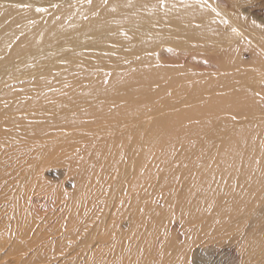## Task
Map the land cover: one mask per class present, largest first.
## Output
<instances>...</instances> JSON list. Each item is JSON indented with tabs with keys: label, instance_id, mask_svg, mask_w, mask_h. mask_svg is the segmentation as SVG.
I'll return each instance as SVG.
<instances>
[{
	"label": "bare ground",
	"instance_id": "bare-ground-1",
	"mask_svg": "<svg viewBox=\"0 0 264 264\" xmlns=\"http://www.w3.org/2000/svg\"><path fill=\"white\" fill-rule=\"evenodd\" d=\"M263 5L0 0V264H264Z\"/></svg>",
	"mask_w": 264,
	"mask_h": 264
},
{
	"label": "rangeland",
	"instance_id": "rangeland-1",
	"mask_svg": "<svg viewBox=\"0 0 264 264\" xmlns=\"http://www.w3.org/2000/svg\"><path fill=\"white\" fill-rule=\"evenodd\" d=\"M213 1H215V2H220V3L224 4V5H229V0H213ZM262 7H263V9H264V5H263ZM261 13H262V14H261ZM259 15L263 16V12L260 11V14H259ZM258 22H259V21H258ZM260 24H262V23H260ZM49 176H50V178H52V179H53V178H54V179L56 178V175H55L53 172H51V171L49 172ZM67 187L72 188V183H71V181H68V182H67ZM70 190L72 191V189H70ZM159 201H161V200H159ZM160 204H161V203H160ZM5 213H6V212H5ZM5 213H3V214H5ZM3 214H2V217H3V218H6V217H4ZM5 216H6V215H5ZM175 221H177V220H175ZM175 221H173L174 223L172 222V224H171V226H172V225L174 226V227L172 226V228H176L175 226H179V225H178L179 222L177 221V222H178V223H177V222H175ZM45 227H47V226H45ZM46 229H47V230H45L46 233H47V232H50V229H49V228H46ZM7 251H8V248H7V247H5V248H0V253L2 252L1 254H3V256L5 255V253H6ZM1 254H0V255H1ZM11 255H12V257L9 256L8 259H10V260L16 259V256H15V255H13V254H11ZM82 260H83V259H82ZM74 263H75V264H79V262L73 260V264H74ZM80 264H81V261H80Z\"/></svg>",
	"mask_w": 264,
	"mask_h": 264
},
{
	"label": "snow or ice",
	"instance_id": "snow-or-ice-1",
	"mask_svg": "<svg viewBox=\"0 0 264 264\" xmlns=\"http://www.w3.org/2000/svg\"><path fill=\"white\" fill-rule=\"evenodd\" d=\"M164 2H165V0H159V3H160L161 5H163ZM89 3H91V0H89ZM104 3H107V0H104ZM205 3H207V0H205ZM25 6H26V5H25ZM37 11H38V12H42V11H46V9H44V8H37ZM113 11H114V9H113ZM211 11H212L213 13H215L217 16L220 15V12H219V11L217 10V8H215V7H213V8L211 9ZM222 22H223L224 24H228V21H227V20H223ZM252 23H253V25H255L256 27H262V28H264V25L257 24L255 20H253ZM231 30H232L233 32H236V31H237L235 28H232Z\"/></svg>",
	"mask_w": 264,
	"mask_h": 264
}]
</instances>
